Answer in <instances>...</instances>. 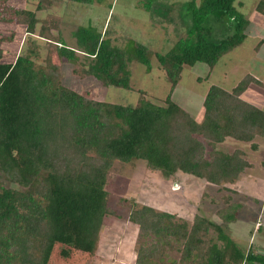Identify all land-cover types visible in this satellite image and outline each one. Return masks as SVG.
<instances>
[{"label":"trees","instance_id":"trees-1","mask_svg":"<svg viewBox=\"0 0 264 264\" xmlns=\"http://www.w3.org/2000/svg\"><path fill=\"white\" fill-rule=\"evenodd\" d=\"M72 1L90 5L102 0ZM138 6L159 21L175 22L178 13L186 35L166 52L156 53L141 41L128 50L95 26H79L74 31L77 48L59 37L53 49L75 63L81 51L87 60L81 62L82 74L125 89L131 88L132 63L150 70L155 56L170 82L164 104L144 97L136 105L87 99L56 83L55 67L36 66L29 55L18 56L14 63L0 60V264H46L56 242L93 253L104 217L112 212L105 186L117 160H145L165 175L182 171L212 183L233 182L247 161L216 145L231 137L257 148L254 139L264 137V109L242 97L250 84L261 83L251 73L231 90L211 84L201 121L172 97L184 65L202 62L213 69L244 42L250 19L235 0L179 5L138 0ZM256 10L264 16V0ZM223 13L234 20V33L218 42L206 39L205 20ZM34 22L29 24L32 30ZM41 35L53 39L48 32ZM237 211L238 205L230 203L218 214L230 222ZM129 220L138 225L139 238L153 234L166 243L170 238L182 241L183 259L199 256L198 264H264V253L256 245H240L223 225L205 216L196 215L192 223L177 221L170 212L135 205ZM210 228L223 246L213 241ZM158 246L157 241L149 248L140 246L136 264L160 255Z\"/></svg>","mask_w":264,"mask_h":264},{"label":"rangeland","instance_id":"rangeland-1","mask_svg":"<svg viewBox=\"0 0 264 264\" xmlns=\"http://www.w3.org/2000/svg\"><path fill=\"white\" fill-rule=\"evenodd\" d=\"M164 1L179 5L189 0ZM258 1L235 0L237 8L253 21L247 30L246 42L223 55L213 69L202 62L184 65L172 97L197 120L203 119V100L211 84L231 90L249 72H260V66L254 61L259 33L264 30V16L256 10ZM175 18V22L152 18L138 6V0H102L90 5L72 0H0V60L14 63L18 56L29 55L36 66L55 67L56 83L87 99L136 105L144 97L164 104L170 82L155 56L150 70L140 63H132L131 88L125 89L104 86L95 77L82 74L79 69L81 62H87L85 55L77 50L79 62L64 59L53 49V42L62 37L69 47L77 48L74 31L79 26L92 25L120 47L130 50L134 41H141L152 51L163 53L186 35L178 13ZM33 20L34 30L29 28ZM235 26L234 20L225 13L210 16L204 23V37L218 42L233 34ZM47 32L53 39L41 35ZM244 94L243 99L264 109L263 85L252 83ZM254 142L257 148L252 142L229 137L216 145L217 150L237 153L247 161L235 181L220 184L182 171L165 175L149 167L145 160L113 162L105 186L112 212L104 217L96 250L86 253L56 242L46 264H136L138 248H149L156 241L161 251L155 252L160 255L148 264H198L199 256L183 259V242L178 239L170 238L166 243L153 234L139 238L138 225L129 220L135 205H150L170 212L177 221L192 223L196 215L208 217L223 225L240 245H261L262 249H257L264 253V137H256ZM230 203L238 205L237 217L224 222L218 211ZM208 233L217 246L224 245L216 230L210 228Z\"/></svg>","mask_w":264,"mask_h":264},{"label":"crops","instance_id":"crops-1","mask_svg":"<svg viewBox=\"0 0 264 264\" xmlns=\"http://www.w3.org/2000/svg\"><path fill=\"white\" fill-rule=\"evenodd\" d=\"M253 23V21L252 20H250V24H249V26L251 25ZM249 26H248V28H249ZM248 28H247V30H248ZM246 33H247V31H246ZM247 35V34H246ZM259 39H260V41L258 42V44H256V46H257V48H259L258 49V52H256V55L254 56V61H256L257 62V64L260 66V72H258V70L257 71H253V72H249V73H251L252 75H254L257 79H259L260 80V84L259 83H256V84H258V85H263L264 86V30L262 29L261 30V32L259 33V37H258ZM246 40H244L245 42L248 40V37H246L245 38ZM240 46V45H239ZM260 88V87H259ZM247 91V90H246ZM244 94V93H243ZM245 95V94H244ZM262 217H263V215H262ZM255 220H257V218L255 219ZM261 220V219H260ZM262 221V220H261ZM258 222V221H257ZM258 223H260V222H258ZM263 224V223H262ZM261 225V224H260ZM259 225V226H260ZM264 226V225H263ZM263 228V227H262ZM257 229H261V227H257ZM258 231V230H257ZM250 244H252V243H249V245ZM249 245H246V247H248ZM243 246H245V245H243ZM262 247L263 246H259L258 245V249L260 248V249H262ZM260 252H262L261 250H260Z\"/></svg>","mask_w":264,"mask_h":264}]
</instances>
